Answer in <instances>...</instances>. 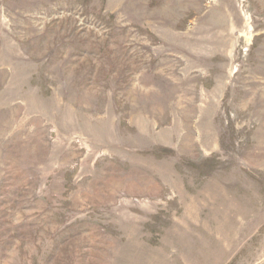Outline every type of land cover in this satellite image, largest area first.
Masks as SVG:
<instances>
[{"label":"rangeland","instance_id":"obj_1","mask_svg":"<svg viewBox=\"0 0 264 264\" xmlns=\"http://www.w3.org/2000/svg\"><path fill=\"white\" fill-rule=\"evenodd\" d=\"M0 264H264V0H0Z\"/></svg>","mask_w":264,"mask_h":264}]
</instances>
